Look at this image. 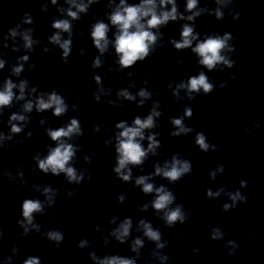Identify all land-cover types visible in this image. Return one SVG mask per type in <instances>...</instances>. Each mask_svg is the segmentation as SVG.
<instances>
[{
    "label": "clouds",
    "instance_id": "9594fccd",
    "mask_svg": "<svg viewBox=\"0 0 264 264\" xmlns=\"http://www.w3.org/2000/svg\"><path fill=\"white\" fill-rule=\"evenodd\" d=\"M96 0H88L87 4L85 3H76V0H68V3L76 8V11H72L71 8L68 9L67 15L72 18V20L79 19V13L87 12L88 6ZM232 0H216L218 5H223L227 7ZM52 3L55 4L56 0H52ZM167 5H171L170 10H163ZM157 7L162 9L157 12ZM197 7V0H187V11H192ZM200 11L194 12L191 16H188V20H194L195 17L200 16ZM178 12L175 0H159V6L156 3V0H141V3L137 5H127L125 0H120V4L109 16V20L113 26L118 29V32L115 36V52L119 56V65L121 68H130L137 61H144L151 52L155 51L154 46L156 45L158 39H162V36L156 32H153L152 29H159L162 25H167L169 21H175L178 19ZM215 17L217 20H222L224 13L218 7L215 11ZM180 19H183V16H179ZM234 19L239 18V13L233 17ZM24 23L31 24L32 20L25 14ZM19 27V26H17ZM52 27L58 31L49 37V41L58 45L62 49V61L64 63L68 62V57L72 52V40L61 38L62 32H67L69 37L72 35V24L69 20H56L53 22ZM109 31L108 24L104 22H97L92 26L91 29V38L95 45V48L103 54L108 47L109 40L107 38V33ZM31 29L20 33L24 41V47L31 50L34 41L31 37ZM9 35L11 37H16L18 35L16 28L9 29ZM198 33H194L193 26L188 24L183 25V29L180 33L181 39L179 41L172 40L171 43L174 45L176 50H183L191 48V51L199 57L198 63L203 65L209 71L217 69L218 65H222L220 71H223L225 68H232L235 64V61L230 59L228 56L222 54L224 52H233L235 51L234 46L229 44V41L232 39V35L229 32H225L223 36L220 35H210L207 36L202 41L196 43L195 47H192L193 41H196L198 38ZM45 52L49 49L45 48ZM28 56H23L20 58L21 61H27ZM181 63V61H178ZM101 65V60L99 57H96L92 63L93 68H98ZM5 66V61L0 60V69H3ZM32 67H35L33 65ZM24 70L23 63H18L12 68V74L19 76L20 73ZM97 84L101 83L100 76L94 77ZM231 79L235 80L236 76L233 75ZM147 83V82H146ZM227 82H220V89L227 88ZM28 87V81L22 80L19 84L14 83L11 79H6L4 82L3 90H0V109H3L7 106H10L13 102V99L24 100L25 99V90ZM19 89V95L16 96L13 89ZM168 88H172V84H168ZM180 90H185L189 100H195L196 95L201 94L209 95L215 90L214 83L210 82L209 77L205 72L201 71L198 75L191 76L187 81H181L176 85V88L172 90V95L180 99L179 93ZM37 89L33 87L31 92H36ZM104 93L103 87L100 88L99 92L94 93V99L97 103L100 102V96ZM31 93H29L30 95ZM195 94V95H194ZM138 95L142 98L140 104L143 105L144 101L150 99L152 93L147 91L144 88H141L138 92ZM118 96L123 97L127 100H135V96L131 95L127 90H121L118 92ZM46 97V98H45ZM109 104L114 103L113 101H108ZM159 103L154 104L152 111L147 115L146 118L141 119L137 116L133 121V126H128L126 122L121 121L115 125L117 129H121L116 136V146L115 151L116 156V165L112 169L115 173L116 178L122 182H128L132 179V171L128 167L129 165H141L144 163L146 157L151 152L155 154L156 149L161 146L160 142L156 140V135L159 133L148 136L149 144L147 149L143 148L140 141L144 140V130L151 129L156 127L155 118L162 115L161 112L156 109L159 107ZM35 107L36 111L39 113L45 112L49 109L53 110V115L55 117L63 116L68 110L69 105L65 102V99L62 95L58 94L55 90L51 92H41L38 97L34 100L29 99L26 103L23 104V112L31 113ZM77 105L73 104L72 109L76 110ZM193 109L190 106H186L183 109V116L180 118H172L170 123L175 126V131L170 133L171 137H180L182 134L187 135L195 131L192 127H189L185 124V117L191 119L193 117ZM28 118L25 115L19 113H13L8 119V125L10 126V133L5 136L3 133H0V141L11 140L13 134H18L22 132L23 127L26 125ZM21 122L20 124L13 123ZM41 124H44L45 121L41 120ZM256 128H259V124L255 125ZM100 125H96L94 131H99ZM246 132H250L249 129H245ZM48 137L52 141L56 142L55 147H49L47 150V155L43 158L39 154L33 157L36 161V164L39 170L45 174L51 173L54 176H59L61 173L64 174L66 181L69 185H80L85 180V174L87 170L78 172L77 169L73 166H70V162L73 161V158L76 156L78 148L72 143L66 142V140H71L73 136H83L84 133L81 128V123L77 118L70 119V122L63 127L56 129L48 128L46 129ZM31 132L28 133L30 137ZM17 143H22V141H17ZM194 143L198 146L199 150L207 153L210 150L217 151L221 148L218 144L209 143L208 137L203 132H196ZM2 147V144H0ZM85 161L91 163V159L88 156L84 157ZM102 163V161H101ZM192 164L187 159H180L178 155H173L171 161H166L164 166L161 167L157 165L155 167V175L162 176L170 184H175L181 180L186 175L192 173ZM225 166L218 164L216 169L210 173V178L215 179L217 173H223L225 171ZM10 177V173L7 174ZM22 176L23 173H20ZM88 182L92 180V174L87 172ZM150 179L149 176H140L135 180V185L142 186V192L144 194L155 193V198L151 201V206L155 211L162 215L159 218L164 222V225L168 228H174L177 224H186L190 223V212H186L182 203H175L177 197L175 193L164 185L155 187L152 183L147 182ZM248 181L240 180V188L247 187ZM36 188V191L41 192L45 197V200L42 202L40 199H24L22 202L21 216L22 219H19L17 223L23 229V235H28L30 231H35L41 233V225L35 222L34 213H39L47 217L51 216V213L45 212V207L52 208L56 204V197L59 195V191L54 189L51 185L44 186L42 189L33 185ZM225 190L223 188L213 191L211 188L206 190V197L208 199L217 198ZM68 197H73L78 195L77 189L69 190L67 193ZM231 203H224L222 206V211L228 212L236 208L238 203H245L247 197L243 195L239 189L234 192H227ZM125 197L120 195L118 197L119 202L123 203ZM175 203L174 207H171ZM149 205L144 204L141 208V211H146ZM116 217L113 216L108 223H114ZM132 229V220L130 218L124 219L118 227L112 230L111 235L115 237L117 241L121 244L125 243L126 239L130 235ZM138 231L142 230L143 235L151 242H154L155 249L151 251L150 255L152 257H159L161 261H168L169 257L167 255H161V249L168 247V241L162 239V232L159 228H154L150 222H146L141 219L138 225ZM43 238H46L48 241L53 242L56 248H59L61 243L65 239V233L60 229H51L45 230L41 233ZM224 232L220 230L219 227H215L211 230V239L212 240H222L224 239ZM256 235V233H253ZM0 238H2V230H0ZM87 239H81L78 241V248L84 249L88 246ZM107 243V240H105ZM227 245L230 246V250L227 255L231 256L235 254L238 244L233 240H228ZM144 247V240L137 237L132 241L131 251L136 253L137 256L140 255V249ZM17 249L14 247L13 251ZM194 252H198L199 249L194 248ZM90 258L96 262V264H137L135 258H126L119 255L105 256L103 259H99L95 252L89 253ZM11 258H9L10 261ZM23 264H42L40 257L29 256L23 261Z\"/></svg>",
    "mask_w": 264,
    "mask_h": 264
}]
</instances>
